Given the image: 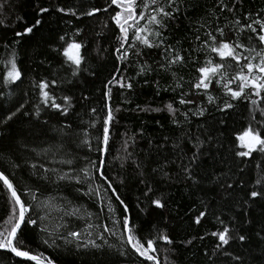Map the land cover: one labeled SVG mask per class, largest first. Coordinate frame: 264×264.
<instances>
[{
  "label": "trees",
  "instance_id": "16d2710c",
  "mask_svg": "<svg viewBox=\"0 0 264 264\" xmlns=\"http://www.w3.org/2000/svg\"><path fill=\"white\" fill-rule=\"evenodd\" d=\"M137 2L140 3V0ZM190 2L196 5L195 9L188 13L187 17L180 16L179 26L171 25L167 32L171 43L181 41L177 48H189V40L193 36L192 28L196 26L193 22L204 17L207 11H211L215 0H190ZM109 4L110 0H0V22H2L0 23V93H3L0 97V106L14 110L20 103L27 100L25 110L34 112L37 105L42 108L41 117L38 120L18 114L6 125H0V171L8 176L18 189L22 200L27 203H32L31 197L24 192L30 188L36 192L40 200L49 196L65 197L81 207L82 215L84 210L92 213L90 219L87 215H84L83 219H72L70 227L82 231L85 239L95 240L101 248H90L79 252L69 251L64 247L54 248L50 244L43 243L44 233H40L37 228L29 227L22 228L20 240L23 241V247L26 249L35 254L43 253L49 258H55L58 264H151L138 256L126 243L127 234L123 230L122 220L124 215H127L134 234L141 242H146L149 238L155 241L154 247L157 249L155 255L160 264H210L205 252L209 254L213 252L216 238L210 233L220 226L215 223L211 212L200 225L194 223L193 217L201 209L198 201L205 196V191L208 197H212L216 192L215 188L210 191L207 189L199 191L184 184L157 180L154 185L155 195H162L168 207L162 212L153 209H149L147 213L141 211V208H149V202L143 196L145 187L138 181L133 160L145 162L149 159H157L158 155H170L171 142L179 132V129L171 123V118L166 111L150 112L141 111V109L163 107L166 103L177 101L179 89L161 90L157 94L156 81H159L163 89L172 82L171 76L157 71L147 75H137L139 64L145 60L153 69L157 68L160 50L141 48L143 55L137 57L132 54L135 51L133 48L129 49L128 59L123 61L117 59L115 49L118 46L119 29L110 18L115 12L114 6L109 7ZM39 7L49 8V12L43 14L41 26L35 28L33 34L16 37V32L22 31L25 26L32 25L38 18ZM57 7L66 9L71 7L78 14L92 7L100 9L107 7L108 11L102 10L91 17L81 15L77 19L75 16L56 12ZM139 11L138 8L137 12ZM258 14L264 15V0H243V3L237 5L235 10V16L241 19V23L250 22L244 20V17L258 18ZM231 19L230 14L221 15L217 23L224 26ZM144 23L146 21H141V24ZM77 29L80 30L79 36L75 35ZM225 31L228 33L227 28ZM203 32L202 29V38H204ZM60 35H65V39L69 41L83 42L84 47L81 53L85 56L84 66L95 73L94 76H89L87 72H84L82 79L75 85L64 84L53 89L57 97L68 93L76 97L75 108L68 117L60 116L51 109H43V105L39 104L38 89L33 87L34 79L38 82L42 77L50 76V72L46 70L47 66L40 65V59H47L56 65L63 61L62 56L51 51L52 47L60 45L61 42L58 39ZM132 35L133 30L130 29L129 43L132 42ZM228 35L230 36L231 33ZM12 51L17 54L16 60L23 73V82L5 87L3 84V74L7 70L5 61L11 56ZM182 54L188 55L187 52ZM210 55L218 60L215 54ZM195 59L197 63H189L186 67L177 70L184 81L198 75L195 68L198 63L203 62L205 56L200 53L195 56ZM113 77L130 80L133 85L131 90L122 89L116 83L109 85L111 98L107 103L114 110L116 119L110 126V142L104 156V172L121 199L127 204L129 211L126 214L123 212V206L112 195V190L108 189L98 177L92 187L99 186L101 196H89L82 194L87 190L86 184L45 183L33 174L34 172L42 173L43 167H47L63 172H70L73 169L78 172L81 168H89L93 175H96L89 161L95 160L98 155L96 137L100 134L102 119L106 113L104 107L106 101L102 99V94L107 90L105 84ZM188 87L189 85L185 83L184 90L187 91ZM232 87L235 88V84ZM210 91L217 97V103L227 99L215 85L210 88ZM82 95H87L89 99L81 101ZM200 99L208 111L204 117H192L189 128L193 133L207 132L215 138L210 145H207L209 150L205 159L209 163V170H212V165L217 172L221 170L228 172L231 169V173L234 174L233 179L252 187L257 178L256 165L264 164V159L259 153H253L250 163L246 160L243 165H239V159H234L232 150L236 136L247 128L250 122L253 127L259 129L256 122H264V116L258 110L251 111L252 106L247 100L233 101L234 107L222 113L217 111L215 106L207 104L202 96ZM57 102L61 101L58 99ZM174 107L181 110L184 108L178 103H174ZM92 108L97 111L92 113ZM180 119L183 118L180 117ZM45 120L48 121L47 124L43 122ZM221 120L223 123H220ZM65 123L71 124V135L61 134L60 129ZM93 123L95 126H90ZM200 124L204 127L198 128ZM164 137H169V140L165 142ZM85 138L90 141L91 151L86 145H81V140ZM125 140L129 145L127 151L132 153V156L125 162V166L121 167V160L117 157L124 156L122 145ZM160 144L165 145L164 150L159 149ZM45 149H47L46 152ZM62 159H73V164L59 163ZM32 164L37 166L36 169L31 167ZM241 167L244 169L243 172L239 170ZM172 172H175L174 167ZM121 179L124 181L123 184ZM76 188L81 189V194L76 193ZM237 191L240 196L244 195L243 190L237 189ZM9 201L10 197L0 182V226L5 225L11 211ZM212 203L215 205L216 201L212 200ZM109 204L114 209L113 212H109ZM221 210L226 213L222 217L226 221L235 211L223 205ZM47 211L52 212L53 219L45 222L51 229L57 213L53 208ZM29 215L38 219L36 210H30ZM250 215L253 223L247 228V234L250 237L247 248L233 243L229 250L233 254L239 252L244 255L248 264H264L261 245L255 235L264 226V201H258L250 210ZM88 224H92L93 227L89 229ZM104 227L109 228L110 231L104 232ZM88 232H92L91 237H87ZM113 232L115 235H112ZM161 232L172 240V244L156 239L157 234ZM97 234L102 235L103 239H97ZM201 236L204 237L203 240L200 239ZM188 240H192V243L187 244ZM57 243L62 242L57 241ZM165 249L168 250L167 253ZM122 251L125 252L123 256L120 255ZM213 259L217 264H227L229 261L228 257L222 255H217ZM0 264H32V262L24 261L6 250H0Z\"/></svg>",
  "mask_w": 264,
  "mask_h": 264
},
{
  "label": "snow or ice",
  "instance_id": "6c2138e0",
  "mask_svg": "<svg viewBox=\"0 0 264 264\" xmlns=\"http://www.w3.org/2000/svg\"><path fill=\"white\" fill-rule=\"evenodd\" d=\"M243 3V0H215L213 9L207 11L204 17H200L193 23L196 25L192 28L193 36L189 40V48H177L181 41L171 43L167 37V32L171 25L178 27V18L182 15L187 17V14L193 11L196 7L190 0H110L109 7L114 6V15H111V20L119 29L117 36L118 46L115 49L118 60H126L129 57V49H135L132 53L137 57L143 55L141 48L160 50V61L157 62V68L152 66L145 60L139 64L137 75H147L152 71L164 72L171 76L172 82L166 88L161 89L159 81H156L155 87L157 94L163 91H176L179 89V99L174 102L166 103L163 107L151 108L145 107L141 111L163 112L166 111L171 123L179 129L178 134L171 142L170 155H158L155 160L149 159L145 162L133 160L137 169L138 181L144 185L145 190L143 196L148 199L149 208H141L142 212L147 213L149 209L164 211L167 207V201L161 196L155 195L154 185L157 180L167 181L169 183L184 184L194 190L205 191L216 189L212 197H208L207 191L205 196L199 199L201 209L193 217L196 225H200L201 221L212 213L215 223L218 227L212 231L210 235L216 238L213 252L211 254L205 252L210 264H217L213 257L222 255L229 258L227 264H248L244 255L239 252L233 254L229 249L233 243L239 244L247 248L250 239L247 234L248 226L252 225L250 210L258 201H264V164L258 163L257 178L252 187H248L240 180L233 179L231 169L228 172L215 170L212 165V170H209V163L205 159L208 155V147L214 141V137L207 132L199 131L193 133L189 126L192 123V117H204L208 111L207 107L201 101L202 96L207 104L215 106L219 112H227L234 107L233 101L247 100L252 106L251 111H259L264 116V15L258 14V18L251 16L244 17L247 23H241V19L236 18L235 10L237 5ZM140 9L137 12V9ZM119 9V11H115ZM108 11V8L100 9L92 7L78 14L73 8L57 7L56 12L64 15L75 16L77 19L81 15L94 16L100 11ZM218 10V11H217ZM49 12L47 7H39L37 11V19L30 26H25L22 31L15 33L16 37H23L33 34L35 28L41 26L44 13ZM230 14L232 19L224 26H221L217 21L221 15ZM141 21L146 23L141 24ZM2 23V22H0ZM215 25V27H213ZM106 26V25H105ZM228 29L229 36L225 29ZM133 30L132 42L129 43V30ZM204 30L203 37L201 30ZM66 35V34H65ZM65 35L58 37L61 42L59 46L51 48V51L64 59L59 65L40 59V65H46V70L50 72L49 77H42L37 82L33 80V87L38 89L39 104L43 105V109H51L60 116L68 117L75 108L76 97L72 94H64L57 97L53 89L61 87L64 84L75 85L78 80L82 79V73L87 72L89 76H94L95 73L86 68L85 56L81 50L84 47L83 42L76 40H66ZM76 36L80 35V30L75 32ZM127 46V47H126ZM7 47V45H6ZM187 52L185 56L182 53ZM203 53L205 59L202 63H198L195 72L198 75L188 81H184L182 75L178 74V69L186 67L189 63H197L195 56ZM218 57L214 59L212 55ZM16 52L12 51L11 56L5 61L7 70L3 74V84L5 87L23 82V73L18 67L16 60ZM234 62V63H233ZM246 70V71H245ZM113 83L119 84L122 89L131 90L133 85L130 80L110 78L105 84L106 91L102 94V99L106 101L104 107L106 113L102 119L100 134L96 137L98 155L95 160H90L89 168H81L78 172L74 169L70 172L59 171L56 168L43 167V172H34L39 179L45 183L52 184H71L87 185L86 192L82 193L89 196H101L99 186L92 187L98 177L103 181L108 189L112 190V195L123 206V212L128 213L127 204L121 199L117 190L113 187L108 176L104 172L105 153L108 150L110 142V126L115 121L116 117L114 110L107 103L111 98V89L109 85ZM189 85L188 90H184V84ZM235 84V88L232 85ZM215 85L223 93L224 99L222 103H217V97L212 94L210 88ZM25 95H27L25 93ZM3 93H0V97ZM61 102L58 103L57 100ZM87 95L80 97L81 101L87 100ZM28 103L24 100L14 110L0 106V125H6L18 114L29 117L31 119H40L42 108L35 106L34 112L25 110V105ZM174 103L184 106L181 108L174 107ZM97 110L91 109L92 113ZM118 111V109H117ZM180 117L183 119L181 120ZM252 119H255L252 117ZM45 124L47 120L43 121ZM223 123V120L220 121ZM259 129L253 127L251 122L247 128H244L238 134L234 141L232 155L239 159V165H243L247 160L249 163L253 159V153H259L264 159V122L257 121ZM90 126H95L93 123ZM204 125H198V128H203ZM72 126L70 123H65L60 129L62 135H71ZM87 136V133H85ZM202 136L204 138H202ZM169 137H164L167 142ZM151 143V141H150ZM81 145H86L91 151L89 139L81 140ZM128 141L125 140L122 145L124 151L123 157H117L121 160V167L125 166V162L131 158L132 153L127 151ZM159 149L164 150L165 145L160 144ZM45 152L47 149L44 150ZM61 164L72 165L73 159H62ZM237 165V167H239ZM31 167L36 169V165ZM175 172H172V168ZM150 169V171H145ZM240 172L244 169L241 167ZM75 172V174H73ZM0 182L10 197L11 211L5 221L4 226H0V250H6L16 257L22 258L24 261L32 262V264H58L55 258H49L43 253L35 254L23 247V241L20 240V233L23 227L37 228L40 233L45 234L43 243L50 244L54 248L64 247L69 251L88 249H100L101 245L97 244L93 239H85L82 231H77L70 227L72 219H83L87 215L90 219L92 213L84 210L81 213V207L75 205L72 200L65 197L49 196L40 200L35 191L28 188L24 194L31 197L32 203H27L22 200L18 194V189L13 182L0 171ZM124 181L121 179V184ZM237 189L244 192L240 196ZM76 193L81 194V189L76 188ZM215 200V205L212 203ZM59 201V202H58ZM227 206L230 209H235L228 217L227 221L223 219L226 215L221 210V206ZM139 207V205H138ZM53 208L57 213L55 222L51 229L46 221L53 219L52 212L47 209ZM30 210H36L38 219L29 215ZM109 212L114 209L109 204ZM44 214L40 215L39 213ZM39 221V222H38ZM131 222L127 215H124L122 227L127 234L126 243L132 250L144 260L151 264H160V261L155 255L157 249L154 247L155 241L149 238L146 242H141L133 232L130 226ZM92 224H88V228H92ZM104 232H109L107 227L103 228ZM112 235H115L113 232ZM261 245V256L264 257V226L255 233ZM92 232L87 233V237H91ZM97 239H103L102 235L97 234ZM157 240L163 241L166 244H172V240L164 233H158ZM204 239L203 236L200 237ZM61 241L62 243H57ZM191 244L192 240L186 241ZM111 247V245H109ZM165 249V253H167ZM120 255H125V252H120Z\"/></svg>",
  "mask_w": 264,
  "mask_h": 264
}]
</instances>
